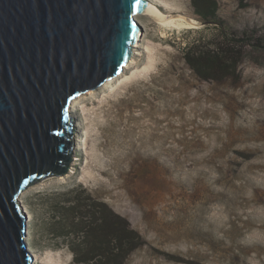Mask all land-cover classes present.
I'll return each mask as SVG.
<instances>
[{
  "label": "rangeland",
  "instance_id": "rangeland-1",
  "mask_svg": "<svg viewBox=\"0 0 264 264\" xmlns=\"http://www.w3.org/2000/svg\"><path fill=\"white\" fill-rule=\"evenodd\" d=\"M149 1L175 23L138 17L129 66L74 101L69 173L20 198L29 251L35 264H85L69 211L78 190L141 235L125 264H264V0H218L214 23L192 0ZM221 24L246 39L243 58L233 77L205 81L184 50L221 39Z\"/></svg>",
  "mask_w": 264,
  "mask_h": 264
},
{
  "label": "water",
  "instance_id": "water-1",
  "mask_svg": "<svg viewBox=\"0 0 264 264\" xmlns=\"http://www.w3.org/2000/svg\"><path fill=\"white\" fill-rule=\"evenodd\" d=\"M147 0H0V264H34L21 196L69 173L74 101L120 75Z\"/></svg>",
  "mask_w": 264,
  "mask_h": 264
},
{
  "label": "trees",
  "instance_id": "trees-1",
  "mask_svg": "<svg viewBox=\"0 0 264 264\" xmlns=\"http://www.w3.org/2000/svg\"><path fill=\"white\" fill-rule=\"evenodd\" d=\"M192 5L195 14L205 22L214 23L217 20L218 0H192ZM221 25V39L209 44L200 41L184 50V57L190 68L205 81H221L233 77L243 58L246 39L240 38L236 33L226 32L224 25ZM206 44L208 45L205 46ZM123 107L129 112L131 104ZM144 112L150 115V110L145 109ZM118 117H121L126 130L132 128V115L126 113ZM105 137L106 143H103L108 144L106 134L101 136ZM73 192L77 194L71 201L69 211L73 213L77 229L78 249L75 251L78 259L85 264H125L128 257L144 244L141 235L107 204L96 201L86 191ZM175 260L187 262L179 258Z\"/></svg>",
  "mask_w": 264,
  "mask_h": 264
},
{
  "label": "bare ground",
  "instance_id": "bare-ground-1",
  "mask_svg": "<svg viewBox=\"0 0 264 264\" xmlns=\"http://www.w3.org/2000/svg\"><path fill=\"white\" fill-rule=\"evenodd\" d=\"M147 2H148V8H147V10H146V12L144 13V14H139V15H137L136 16V18H140L142 15H150L151 17H152V19L153 20H155L157 23H160V25H169V24H173V23H175V18L173 17V18H171V17H166V16H164V14L157 8V6L154 4V3H152L151 1H149V0H147ZM182 20V19H181ZM183 20H184V18H183ZM184 21H186V20H184ZM188 22V21H187ZM191 22V21H190ZM180 23V22H179ZM141 35H142V31H140V33H139V35H138V38H137V41L135 42V45H134V51H133V54H134V56H135V51H136V47H138V42L140 41V38H141ZM132 59V58H131ZM131 61V60H130ZM130 61H129V63L127 64V66L125 67V68H127L128 66H129V64H130ZM132 62V61H131ZM122 75V73L120 74V76ZM119 76V75H118ZM116 78V77H115ZM114 79V78H113ZM113 79H111V80H113ZM111 80L110 81H108V83L109 82H111ZM107 83V82H106ZM104 86V85H103ZM75 101H77V99L75 100ZM75 103V102H74ZM77 103V102H76ZM72 120H73V124H74V118H73V116H72ZM74 129V131H75V127L73 128ZM30 232H29V229H27V236H26V240L25 241H27L28 243L30 242ZM28 237V238H27ZM26 242V243H27ZM29 245V244H28ZM28 248H29V246H28ZM30 249V248H29ZM34 264H35V261H34Z\"/></svg>",
  "mask_w": 264,
  "mask_h": 264
}]
</instances>
